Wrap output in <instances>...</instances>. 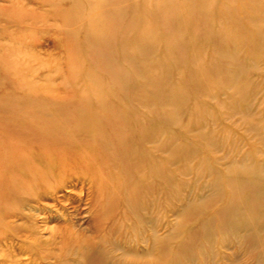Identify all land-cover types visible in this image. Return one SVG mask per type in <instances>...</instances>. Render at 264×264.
I'll return each instance as SVG.
<instances>
[{"label": "rangeland", "instance_id": "374dc122", "mask_svg": "<svg viewBox=\"0 0 264 264\" xmlns=\"http://www.w3.org/2000/svg\"><path fill=\"white\" fill-rule=\"evenodd\" d=\"M99 1L110 0H85L80 11L99 13ZM124 1L118 9L129 8L127 21L86 31L108 32L105 51L98 43L70 48L74 34L63 28L75 29L59 13L76 0H0V59L12 68L18 57L37 70L0 71V193L23 186L21 154L42 167L52 162L54 175L51 185L24 201L16 191L0 207V264H99L98 253L88 260L80 250L103 239L113 242L109 256L121 255L119 245L155 227L167 238V264H264V0ZM20 122H48L31 130L109 122V134L112 123L162 129L159 140L139 146L160 157V186L143 190L136 212L106 201L90 142L52 149L46 159ZM127 158L116 172H129ZM106 202L115 209L109 216ZM117 218L123 226L107 229ZM125 259L160 263L156 250Z\"/></svg>", "mask_w": 264, "mask_h": 264}, {"label": "bare ground", "instance_id": "6f19581e", "mask_svg": "<svg viewBox=\"0 0 264 264\" xmlns=\"http://www.w3.org/2000/svg\"><path fill=\"white\" fill-rule=\"evenodd\" d=\"M125 1L128 3L130 2V0ZM51 3H55V1H51ZM84 4L85 0H76V5H72L69 11H64L63 15L59 13L60 17L64 16V23L65 21H67L69 23V27L71 26V28L75 29L70 30L69 28H63L65 34H74L72 36H68V38L73 39L72 43H70V48L76 50L78 48L80 49L81 46L83 47L84 44L90 45L98 43L103 47L105 51H108L109 46H111V42L109 43V41L107 40V38L109 39L110 37L108 36V32H104L102 33V35H94L90 37V35H88L86 31H89L90 24L95 22H99V24H102L101 26H103V29L106 30L112 22L127 21V15L129 14L127 13V10H129V8L118 9V0H110L109 2L99 1L97 2V8H100L101 11L97 14L88 13L89 17L87 18V15H83L80 11V7ZM121 12H124V14L122 15ZM124 16L127 17V20H122V17ZM56 18H58V16ZM19 19L20 17L17 18V20ZM130 23H132V20L130 21ZM76 35L77 37L76 39H74L73 37H75ZM112 38L113 36L111 37V39ZM222 39L223 37L219 35V40ZM0 53H3V49L1 47ZM12 53L13 52H11V54ZM16 59L18 62L16 64L14 63V67L12 68L7 66V61L0 59L1 73L5 75L12 73L14 74L17 67L23 68L24 66V69H28L29 72H34L35 74L37 70L32 67V64L30 66L28 62H22L18 57ZM38 96L39 95H36L35 97ZM37 104L42 105L40 101ZM52 105H56V107L58 106L55 100H53ZM43 108L46 110L45 106ZM44 123L48 122H20V133L26 134V132L28 131L32 132L31 135L36 142L34 144L39 145L38 142H40V145L42 146L41 153H45L46 159L53 157L52 153L54 152L51 151L52 149L73 151L80 144V141H85V143L90 142L92 148H95L96 152H99L97 157L100 161L96 160L97 164L95 165V167L98 171L96 172L97 179L95 180L98 182V184H102V187L105 191L106 201L108 199L111 200L113 198H117L121 203L120 205H126L128 211H134L137 207H140L139 201H141V199H147V196L143 191L145 190V188L148 189V187L150 188L154 185H156L154 187L160 186V183H158L160 182L159 179L163 178V167L160 161V157H154L151 153L152 150L149 149H143L144 151H140L139 146L141 143L150 140L149 138L154 139L158 137L159 140L162 137V129L153 130V128H151L150 126L147 127L146 122H125L124 128H120L121 126L119 124L112 123V133L109 134V132H107L105 128L109 125V122H59L57 125H54V128L46 126L37 130L33 129L34 131L31 130V127L34 128L36 127V125H43ZM68 123L70 124L71 128H69L70 130L68 129L64 131L66 128L65 126ZM0 127L6 128V123L0 122ZM137 133L138 140H135L134 138ZM44 140H46L47 143ZM159 148H161V146ZM123 155H128L127 159L130 163V170H128L129 172H122V170L120 169L119 172H116V170L119 169V164L121 162L120 156ZM64 158L65 157L61 156L59 158V162H62ZM51 164L52 162L47 161L46 167H42V164L38 161V158L34 159V157L21 154L20 174H22L24 177L21 180L23 182V186L16 187L14 185H8V188H4L3 192L0 193L1 209L5 210L6 207H9V204L5 201L16 191H20V200L24 201V199L27 195L30 194V192L36 191V189H38L40 186L51 185L54 178L53 172L51 171ZM2 169L3 172H6L5 164L3 162H0V179L4 176ZM146 170H149V172L145 173ZM154 175L155 177H160L157 182H154ZM107 196L109 198H107ZM133 202L134 207L132 205ZM106 205L108 207H105L104 213L109 216L111 215L112 211L114 212L115 209H113L111 207V204L109 203H107ZM123 221L124 220L121 218L113 219L108 223V227H106L109 230H112L113 228L118 229L120 228V226H123ZM149 232L150 233H148V235H142L137 240L130 239V245H119L118 247L122 251L121 255L109 256L110 252L107 250V248L108 246L112 247L113 242H108V240H105L104 242L103 239H101V245L98 246L102 248H98L95 245H92L93 247H91L90 245V247L84 248L80 251L84 255V258L88 260L93 257V253H98V256L101 258L99 259V264H128L127 259L125 258H127L129 255L138 256L143 254H152V251L156 250L159 251V264H167L166 236H159L158 232L156 231V227L153 228V230L151 229ZM141 244H143L144 247L137 246ZM67 260L64 262V264H70L69 262H67Z\"/></svg>", "mask_w": 264, "mask_h": 264}]
</instances>
